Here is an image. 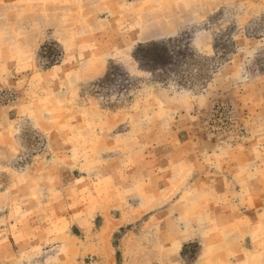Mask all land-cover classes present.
Returning <instances> with one entry per match:
<instances>
[{"label": "rangeland", "instance_id": "obj_1", "mask_svg": "<svg viewBox=\"0 0 264 264\" xmlns=\"http://www.w3.org/2000/svg\"><path fill=\"white\" fill-rule=\"evenodd\" d=\"M0 264H264V0H0Z\"/></svg>", "mask_w": 264, "mask_h": 264}, {"label": "trees", "instance_id": "obj_2", "mask_svg": "<svg viewBox=\"0 0 264 264\" xmlns=\"http://www.w3.org/2000/svg\"><path fill=\"white\" fill-rule=\"evenodd\" d=\"M173 40L167 42H151L138 46L134 52L135 59L139 62L140 66L149 68L155 72H162L164 68L171 67L172 63L178 58L188 56L185 52L171 50L170 46ZM193 57L196 55L187 48ZM157 69V70H155Z\"/></svg>", "mask_w": 264, "mask_h": 264}]
</instances>
